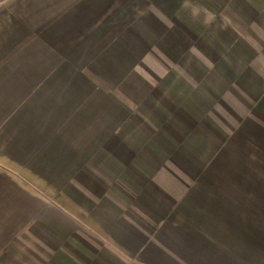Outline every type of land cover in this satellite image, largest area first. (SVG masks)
Returning <instances> with one entry per match:
<instances>
[{"label":"crops","instance_id":"0c3cea01","mask_svg":"<svg viewBox=\"0 0 264 264\" xmlns=\"http://www.w3.org/2000/svg\"><path fill=\"white\" fill-rule=\"evenodd\" d=\"M240 27L264 0H0V264H264Z\"/></svg>","mask_w":264,"mask_h":264},{"label":"rangeland","instance_id":"374dc122","mask_svg":"<svg viewBox=\"0 0 264 264\" xmlns=\"http://www.w3.org/2000/svg\"><path fill=\"white\" fill-rule=\"evenodd\" d=\"M240 30L242 31H244V28L243 27H240ZM262 30H264V27H263V29ZM245 32V34L247 35V36H249V38H250V41H251V43H252V47L254 48V50L256 51V53H260V54H263L264 52V37H263V33L258 29V28H255L254 27V30H252L251 29V36L250 35H248V33L246 32V31H244ZM252 37V38H251ZM248 43H249V41H248ZM255 47H256V49H255ZM256 64L257 65H260V63H261V61L258 59V58H256ZM261 67V66H260Z\"/></svg>","mask_w":264,"mask_h":264}]
</instances>
